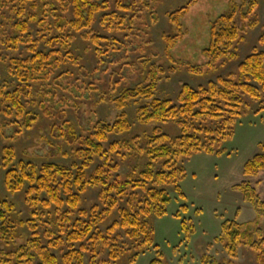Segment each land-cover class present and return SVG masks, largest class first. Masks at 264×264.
Wrapping results in <instances>:
<instances>
[{
	"label": "trees",
	"instance_id": "1",
	"mask_svg": "<svg viewBox=\"0 0 264 264\" xmlns=\"http://www.w3.org/2000/svg\"><path fill=\"white\" fill-rule=\"evenodd\" d=\"M109 1L0 0V49L18 51L24 46L30 54L27 58H7L9 72L15 81L0 86L2 136L10 128L12 135L9 138L15 139L39 121V115L30 109L29 103L35 87L40 95H44L37 103L45 112H54L48 107L50 102L55 101L53 95L56 92L50 86H59L62 76L67 79L72 77L68 71L57 76L54 74L66 60L79 64L72 50L76 34L89 43L88 48L98 58V66L92 73L85 67L82 69L85 77L94 79L96 74L102 75L109 70L110 63L121 59L119 55L122 51L123 57L128 55V48L120 39L108 38L93 30L96 18L102 15L100 23L103 26L109 30L126 31V37L131 38L137 35L136 27L142 25L141 21L145 18L139 9L140 4L152 7L147 0H115L113 9ZM197 2L189 0L174 11L167 12L170 24L176 28L174 34L162 35L167 59L172 60L171 49L184 38L182 19ZM227 2L229 11L220 14L211 23L210 42L204 50L207 57L205 66L209 70H214L223 60H237V42L242 40L243 34L260 24V0ZM32 23L38 26L37 37L32 34ZM258 42L264 45V31ZM42 44L48 49H41ZM140 58L146 70L144 82L133 87L125 86L117 95L105 91L97 100L98 103L113 102L121 111L114 123L96 120L86 134H78L74 124L63 115L65 107L58 108L63 123L52 127L51 136L71 146L80 162H74L70 167L51 162L38 166L25 160L15 164V148L11 145L3 147L1 160L6 171L5 187L13 194L26 189L25 201L30 207L31 218L16 220L15 204L7 199L0 201V241L16 245L20 228L24 226L30 229L31 236L15 251H1L0 264L14 261L16 264H60L52 249L64 246L68 247V251L62 255L63 264H84L86 253H89L92 263L97 264L95 259L100 245L109 246L110 258L115 259L123 248L110 241V236L118 228L124 229L125 234L134 241L138 240L140 245L153 246L155 228L148 218L162 217L167 213L171 201L168 186H174L183 196L177 185L179 176L185 172L179 163L180 158L201 151L218 152L220 143L234 134L237 121L249 105L247 99L262 102L264 50L258 46L251 49L236 71L226 76L219 75L216 80L198 87L183 84L176 101L156 95L161 74L166 70L152 63V58ZM186 66L193 72L199 70L191 64ZM121 78L118 73L115 75L114 86L120 83ZM94 85L90 82L86 92L94 93L98 89ZM131 101L143 103L137 109L141 124L162 125H156L151 136L111 141V136L132 130L133 124L125 111ZM170 124L178 128L175 134L161 128ZM259 147L260 152L244 166L246 177L264 171V142ZM140 154L145 157V166L140 171L134 170L138 172L137 178L118 173L121 163L114 156L130 159L138 158ZM97 160L100 163L89 172ZM157 164L162 168L155 170ZM91 188H100L99 203L89 209H80L83 194ZM235 188L252 204L256 218L249 222L224 220L220 235L215 240L222 243L234 259L238 258L239 249L246 246L255 251L257 262L264 264V236L260 221L264 214V200L246 180ZM125 199L127 206L121 207ZM116 211L119 218L102 230L100 226ZM177 215L180 216V213ZM190 227L187 219L182 221L183 230ZM42 233L48 239L47 243ZM113 240L116 241L115 238ZM201 260L202 264H223L209 254L203 255ZM160 263L161 260L155 258L150 264Z\"/></svg>",
	"mask_w": 264,
	"mask_h": 264
},
{
	"label": "rangeland",
	"instance_id": "2",
	"mask_svg": "<svg viewBox=\"0 0 264 264\" xmlns=\"http://www.w3.org/2000/svg\"><path fill=\"white\" fill-rule=\"evenodd\" d=\"M188 1L147 0L152 9L140 4L139 9L145 18L144 21H141L143 22L142 25L136 27L137 35L131 38L130 36L126 37V31L119 32L118 30L107 29L100 23L102 15L97 16L93 30L99 35L120 39L128 48L129 53L123 57L124 51H122L119 55L121 59L117 63H110L109 70L104 71L102 75L96 74L94 79L85 77L82 69L85 67L92 73L98 66V58L88 48L89 43L83 40L79 34H76L72 50L75 57L78 58L79 64L66 60L54 74L57 76L61 72L68 71L72 75L69 79L62 76L59 80V86L55 84L50 86L56 91L53 95L55 101L48 105L49 109L54 112H45V109L37 103L38 100L44 98V95H40L35 87L29 98V103L30 109L39 115V121L15 139L9 138L12 135L10 128L7 129L4 136L0 134V201L7 199L15 204L14 218L16 220L30 219V207L25 201L26 189L13 194L8 192L5 187L6 171L2 167L1 160L4 146L11 145L15 148V164L19 160H25L33 161L38 166L51 162L70 167L74 162L81 161L75 157L71 146L51 136L52 127L63 123L58 108L65 107L66 112L63 114L66 115L65 119L74 124L78 134H86V130L92 127L94 121L103 120L114 123L121 112L113 102H97L99 97L105 94V91L117 95L125 86L133 87L144 82L146 70L139 61L140 57L152 58V63H157L166 70L161 74L156 92L157 97L171 98L176 101L183 84H189L192 87L206 85L209 81L216 80L219 75L226 76L236 71L239 63L254 46L264 50V45L258 42L259 36L264 31V0H260L258 10L260 24L243 34L242 40L237 42L238 59L223 60V63L214 70H209L205 66L207 57L204 50L210 42L211 23L220 14L228 12L230 6L227 0H198L182 19L185 31L184 38L171 49L172 60L167 59L162 35L163 33L174 34L176 29L170 24L167 12L174 11ZM237 1L240 2V0ZM109 3L115 9V0H111ZM238 22L240 25L241 22ZM31 27L32 34L37 37V24L32 23ZM141 46L143 49H138ZM40 48L48 49L44 44ZM13 56L27 58L30 54L24 46H21L18 51L0 49V86L15 81L9 72L7 60ZM115 59L112 58V60ZM130 64L131 66H129ZM186 64H191L199 70L197 72L190 71ZM106 67L107 65L103 66V68ZM117 73L122 78L120 83L114 86L113 81ZM90 82H94V86L98 88L92 94L85 90ZM48 95L52 96V94ZM247 101L249 105L237 121L234 134L220 143L218 152L201 151L180 158L179 163L184 167L185 172L179 176L177 185L183 196L178 193L174 186H168L171 201L167 207V213L162 217L152 216L148 218V221L155 228L154 245L150 247L140 245L138 240L134 241L129 238L124 229L118 228L110 236V241L123 248L120 255L111 259L109 246L100 245L98 247L99 254L95 259L97 264H150L155 258L161 260L160 264H202L201 259L205 254L212 255L216 262L223 264H259L255 251L249 247L242 246L239 249L238 258L234 259L227 253L224 245L215 240L220 235L221 224L224 220L236 219L238 222H249L256 218L254 207L244 199L242 192L237 190L235 185L246 180L254 187L260 199L264 200V171L256 176L246 177L244 175L246 162L260 152L259 144L264 142V93L261 103L250 98ZM141 104H143L142 101L128 103L125 111L133 124V128L129 133L111 136V141L151 136L153 128L156 125H162L160 123L141 124L137 117V109ZM161 128L171 134H175L178 130L174 124L163 125ZM114 158L121 163L118 173L122 176L137 178V171L145 166L143 154H140L138 158L124 159L120 156H114ZM98 163L100 161L97 160L89 172L93 171ZM161 168V165L157 164L155 170ZM135 169L137 171H134ZM99 191L100 188H91L83 194L80 209H89L95 203H99ZM126 201L125 199L121 202V207L127 206ZM178 212L180 216L177 215ZM118 218L119 213L116 211L100 228L106 230ZM185 219L191 225L187 230L182 229V221ZM260 221L264 236V214ZM19 233L20 236L16 240V245H6L0 241V252L3 250L15 251L31 236V231L26 226L20 228ZM42 236L47 243L48 239L44 237L43 233ZM114 238L116 241L113 240ZM52 251L57 255L59 263L63 264L61 258L68 251V247L53 248ZM136 254L138 256H135ZM9 264L16 263L14 261V263ZM84 264H93L89 253L85 255Z\"/></svg>",
	"mask_w": 264,
	"mask_h": 264
}]
</instances>
